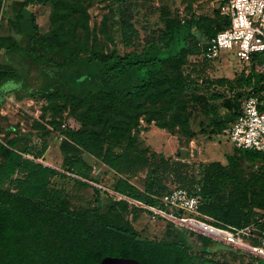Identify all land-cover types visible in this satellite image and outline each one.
Masks as SVG:
<instances>
[{
	"label": "trees",
	"instance_id": "16d2710c",
	"mask_svg": "<svg viewBox=\"0 0 264 264\" xmlns=\"http://www.w3.org/2000/svg\"><path fill=\"white\" fill-rule=\"evenodd\" d=\"M110 1L119 6L122 39L131 48L124 53L85 46L79 54L73 44L80 43L77 30L89 31V14L79 0H17L16 15L9 20L11 31L0 34V109L8 93L17 99L42 96L72 105L110 101L126 106L119 122L106 124L109 134L86 126L97 122L98 111L84 119L85 126L67 127L60 141V167L37 160L49 147L46 139L36 149L22 144L21 131L7 140L0 136V264H100L109 255L136 258L143 264H231L206 256L223 243L211 236L169 222L174 230L171 237H145L120 214L108 212V218L100 209L92 214L71 208L65 188L52 186L55 177L63 176L99 190L90 184L99 182L95 166L87 159L93 157L115 172L111 186L115 192L146 204H160L159 197L173 188L171 183L190 190L200 184L199 211L202 217L213 218L214 224L242 227L258 220L264 211V152L244 149L251 160L262 159L260 170L247 166L237 153L227 154L225 161L191 163L149 146L123 145L114 134L119 131L124 137L122 128L139 122L146 102L163 100L165 105L159 110L167 117L184 106L190 92L206 91L209 98L218 100L236 89L227 77L205 78L210 62L193 59L230 25V19L220 12L227 0H180L174 10L156 8L160 10L156 19L147 16L141 0ZM47 2L57 7L55 27L43 33L31 7ZM3 9L4 0H0V21ZM75 13L80 17L73 20ZM48 37L63 47L61 58L39 51V42ZM258 57L264 63V52L254 53L250 62ZM239 85L248 89L246 97L251 88L264 89V71L247 74ZM244 103L233 101L238 108L233 121ZM228 125L226 118L217 116L208 127L211 133H219ZM12 129L16 130L0 122V134ZM134 176L143 177L144 190L130 181ZM128 203V198L121 197L113 205ZM177 215L182 217L183 212ZM227 246L235 260L246 254ZM250 256L264 264L263 258Z\"/></svg>",
	"mask_w": 264,
	"mask_h": 264
},
{
	"label": "rangeland",
	"instance_id": "374dc122",
	"mask_svg": "<svg viewBox=\"0 0 264 264\" xmlns=\"http://www.w3.org/2000/svg\"><path fill=\"white\" fill-rule=\"evenodd\" d=\"M17 0H4V9L1 14L0 34L7 35L11 29L9 26L10 18L16 15L19 4L15 5ZM81 6L87 10L89 17V31L87 33L80 27L77 30V36L80 43L73 41L79 54H83L85 46L89 48H98L101 52H111L114 49L124 53L130 50L122 39L121 28L119 23L120 9L117 3L110 0H79ZM141 5L147 10V16L156 19L160 14L159 8L166 6L174 10L180 6V0H141ZM218 3L216 4V7ZM215 7V8H216ZM56 5L52 2L38 4L31 7L36 14L38 23L43 33L53 31L55 27L53 13ZM212 14L214 9L209 10ZM80 17V13H75L73 20ZM71 25L67 23V28ZM55 39L48 37L39 42V51L44 55H51L57 58L62 57L63 47L54 44ZM79 45L82 46L79 48ZM264 71V63L262 58L258 57L251 62H243L237 56L230 52H224L222 56L206 65L205 78L227 77L232 80L236 86L235 90H228L224 98L213 100L209 98L206 91L196 90L195 93L190 92L185 96V104L178 111L171 113L165 117L164 112L159 110L165 104L163 100L158 102H146L143 106L142 115L139 122L129 129L125 130V136L120 137L119 131L114 132L118 141L123 145L132 143L135 146H149L155 150L163 151L167 155L179 157L186 155L179 150L193 152L194 156L189 157L193 162L215 159L221 156L226 160L229 153H237L242 162L254 170H260L263 161L261 158L251 160L250 154L244 149L235 146L229 139L225 131L219 133H211L208 124L217 116L226 118L230 127L235 110L238 108L233 106V101H245L248 89L240 86L239 82L244 80L247 74H261ZM214 106L218 110L216 113L212 108ZM125 105L116 106L110 101L95 102L92 106L87 101H81L76 105L69 102H61L48 97H24L17 99L14 93H8L0 109V122L5 126H14L16 130H4L0 136L7 140L13 136H17V130L22 132V144H31L40 149L42 142L46 139L49 147L42 158L46 164L60 167L62 164V154L60 152L61 136L67 127L85 126V118H91L96 111L95 123L86 126H92L100 129L105 134H109L110 130L106 124L110 122H119L125 115ZM94 112V113H93ZM167 125H172V129H167ZM165 126V127H163ZM49 133H46V132ZM122 132V131H121ZM193 133V136H188ZM132 138H136L133 141ZM114 140V141H116ZM195 141V143H194ZM30 157H33L32 155ZM88 161L95 166L94 174L98 177L99 182H93L99 187V190L93 188L92 185H84L76 182L69 177L57 176L53 179L52 186L65 188L69 199V206L76 210L86 211L95 214L97 211L110 212L124 216L125 220L138 229L142 236L160 239L171 237L174 235L173 228L168 225L174 222L176 225L184 226L190 230L209 236L199 229L181 224L178 219H173L163 213H154L149 208L151 204H140L128 198V204L113 205L115 200L122 196L117 194L112 188L115 180V172L105 164L97 162L93 157H87ZM139 181H143V177L139 176ZM174 187L175 184L171 183ZM127 198V197H125ZM155 206L164 207L160 204ZM109 214V213H108ZM109 218V217H108ZM119 220L120 218L117 217ZM218 240V239H216ZM219 247H214L213 253L206 256L222 261H228L231 264H239L240 262H250V264H261L254 260L250 255L258 256L253 250L244 246L233 245L218 240ZM249 243L251 239H246ZM234 246L246 252L239 255L238 259H234L230 248L227 245ZM260 257V256H259ZM263 258V257H262ZM264 259V258H263Z\"/></svg>",
	"mask_w": 264,
	"mask_h": 264
},
{
	"label": "built area",
	"instance_id": "2783aa9c",
	"mask_svg": "<svg viewBox=\"0 0 264 264\" xmlns=\"http://www.w3.org/2000/svg\"><path fill=\"white\" fill-rule=\"evenodd\" d=\"M220 12L230 19V25L212 37L205 50L193 59H207L211 63L224 52H230L241 61L250 62L254 53L264 52V0H227L220 5ZM225 132L235 146L264 152V89L251 88L241 114ZM200 190V184H196L194 190L173 187L159 197L164 207L150 205L149 208L174 220L199 222L210 228L209 231H201L212 238L233 245H245L264 258V211L258 220L242 227L217 225L213 218H204L199 211L203 200ZM178 211L183 212L182 217L177 215ZM246 239H251L252 243Z\"/></svg>",
	"mask_w": 264,
	"mask_h": 264
},
{
	"label": "crops",
	"instance_id": "0c3cea01",
	"mask_svg": "<svg viewBox=\"0 0 264 264\" xmlns=\"http://www.w3.org/2000/svg\"><path fill=\"white\" fill-rule=\"evenodd\" d=\"M194 143H195V141H194ZM153 149V148H152ZM153 150H155V149H153ZM155 151H158V152H161V151H159V150H155ZM185 153L186 155H180L178 158L176 157H173V158H175V159H182V160H187L188 162H191V163H200V162H207L206 160H203V161H199V162H196V160H195V162H193V161H191L190 159H189V157H190V155L191 156H194V153L193 152H191V153H189V152H186L185 150H179V153L180 154H182V153ZM165 153V152H164ZM166 154V153H165ZM167 155V154H166ZM167 156H170V155H167ZM227 156V155H226ZM211 160H222V161H225L221 156H219V157H217V158H215V159H210V160H208V161H211ZM139 176H134V177H132V178H130V181L133 183V184H135L136 186H138L140 189H142V190H144V188H145V182H144V180L143 181H139ZM127 197V196H126ZM127 198H129V197H127ZM129 199H131V198H129ZM135 200V199H134Z\"/></svg>",
	"mask_w": 264,
	"mask_h": 264
},
{
	"label": "water",
	"instance_id": "95a60500",
	"mask_svg": "<svg viewBox=\"0 0 264 264\" xmlns=\"http://www.w3.org/2000/svg\"><path fill=\"white\" fill-rule=\"evenodd\" d=\"M118 194L120 196H122V197H126L125 195H122L120 193H118ZM131 200H134V199H131ZM181 224H184V223H181ZM184 225H186V224H184ZM186 226H189V225H186ZM123 263L143 264L141 261H139L136 258H132V257H119V256H111V255L104 257L102 259V261L100 262V264H123Z\"/></svg>",
	"mask_w": 264,
	"mask_h": 264
},
{
	"label": "bare ground",
	"instance_id": "6f19581e",
	"mask_svg": "<svg viewBox=\"0 0 264 264\" xmlns=\"http://www.w3.org/2000/svg\"><path fill=\"white\" fill-rule=\"evenodd\" d=\"M179 221L182 223L188 224L190 227H193L195 229H199V230L207 229V231L210 230V228H205V226H203L202 224H200L199 222H196V221H187V220H179ZM242 246L247 248V246H245V245H242Z\"/></svg>",
	"mask_w": 264,
	"mask_h": 264
}]
</instances>
